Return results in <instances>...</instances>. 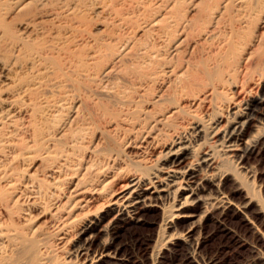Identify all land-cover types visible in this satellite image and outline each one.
<instances>
[{
  "label": "bare ground",
  "instance_id": "6f19581e",
  "mask_svg": "<svg viewBox=\"0 0 264 264\" xmlns=\"http://www.w3.org/2000/svg\"><path fill=\"white\" fill-rule=\"evenodd\" d=\"M190 2L0 0V264H49L47 244L23 227L32 210L48 211L57 240L67 246L65 264H136L119 238L149 224L150 213L157 229L142 250L150 251L151 264H218L202 251L214 235L205 231L209 222L234 247L254 254L243 264H264L260 245L226 224L236 217L264 243L254 220L264 222V203L251 190L264 151V33L252 35L257 20L264 24V0ZM94 6L92 14L117 18L108 20L116 31L99 41L105 57L97 97L111 107L100 108L110 130L84 147L92 127L82 102L69 110L68 96L83 89L98 51L90 50L88 61L74 58L72 40L57 27L67 34V22L81 21ZM119 6L130 12L117 17ZM130 16L142 20L144 38L134 42L120 34ZM193 28L203 44L215 45L176 69L169 62L187 34L173 38ZM251 73L258 76L254 86ZM162 76L171 77L163 93L150 109L140 108L144 87ZM207 103L218 110L197 120L196 109ZM107 132L120 134L121 147L99 149L112 141Z\"/></svg>",
  "mask_w": 264,
  "mask_h": 264
},
{
  "label": "rangeland",
  "instance_id": "374dc122",
  "mask_svg": "<svg viewBox=\"0 0 264 264\" xmlns=\"http://www.w3.org/2000/svg\"><path fill=\"white\" fill-rule=\"evenodd\" d=\"M191 3L192 4L194 3V5H195L198 3V0H191V2L188 5H191ZM87 4H89V3H87ZM97 5L100 6L102 4L97 3ZM151 8H152V6L148 10L149 13L152 10ZM87 9L88 10L85 9L86 12L84 10V12L82 14L83 18L81 21L75 22L74 20H72V21L70 20L69 22H67V24L69 23L68 29H70V31L67 34L63 33L65 30L60 28L59 25H58L57 29H60V30H58L59 33L61 32L64 36L68 35L67 37H68L69 41L72 40L70 46H72L71 48H73V49H71V51H73L72 55L74 56V58L80 59L83 61H88L89 60L88 57H89V54L91 52L90 50L98 51L96 53L95 58H93V59L90 58L92 60L88 61V63H89L88 64V72H87L88 75L84 79L83 89H82V87L80 88L82 90L78 89V91H77L78 96H77V94L73 93V91L71 92L72 95L70 94L68 96V100L71 99L70 96L72 97V99L70 101H68L69 110H72V107L74 105L76 106L77 104H79L76 102H78V101L82 102L81 114L83 115L85 120H87L91 124V127H92V129L90 130L91 133L87 134L88 137L85 138L86 139L85 140L86 146L84 145V147H87V146L92 147L91 145L95 141V138H97V137L102 138V136L106 134L107 129L109 128V130H110L109 123L105 122V117L102 115L103 112L100 111V108L102 109L103 105H107V107H108L109 104H107V102L105 100L100 101L97 97V91L101 88L99 83L102 82L99 75L101 73V68H102L103 63L102 64H99V63H101V60L105 57L102 55V53H103L102 49L103 48L100 47L102 45L99 43V41L102 37H104V35L111 34L112 32L116 31L115 26H113L111 23H109L108 20L111 17L110 18L111 20H109V21L112 22L114 20L112 18H115V20L117 18L115 15H112L108 19H106L103 14H98V15L92 14L93 13L92 11L95 10V6L92 7L91 9L90 8H87ZM115 9H117L116 12L121 11V13L119 12V14H116V15H118L117 17H119L120 14H123L125 7L119 6ZM128 9H126L124 11V13L128 12V11L130 12V9L129 10ZM184 9H186V11H188V6H187V8L185 7ZM158 14H159V12H157L155 15H158ZM132 19L129 20V22H128L129 24L127 23L128 26L126 24V28H125L126 30H123L120 34H126L129 37V41L134 42V39H137V38L142 39V38H144V35H142V33H141V30L143 27L140 24L141 23L140 21H142L140 16L139 17H133ZM255 21L256 20H254V23H255ZM257 22H258V20L254 24L255 25V26H253L254 28L252 27V30H253L252 35L253 36H257L258 34L260 35V33H262V32L264 33V24L260 25V21L258 23ZM109 24H110V26H109ZM138 24H139V26H137ZM49 25H50L49 23L45 24L46 27L47 26L49 27ZM74 27H76V28H74ZM78 27H79V29H78ZM196 29L198 30V27ZM191 30L189 31L188 29H186L183 32H181L180 34H176V36L173 38V41H175L180 36L187 34L186 41L183 42L179 47L181 52H179L176 55H173L172 56L173 58L171 57V59H170L171 61L169 62V65L175 66L176 69H178L179 67H182L185 63L186 64L191 63L193 59H194L193 61H195L197 59V57H200V55L202 57L204 52L208 48V46H212V45L214 46L215 45V43H213L214 40L205 41V44H203V41L200 40L199 37L193 36L196 33H198V31L197 30L194 31L195 28H193ZM108 31H110V32L108 33ZM70 32H71V34H70ZM61 33H60V35H62ZM73 34H74V37L72 36ZM126 35H124V36L126 37ZM71 38H73V39H71ZM97 39H99V40H97ZM131 39H133V40H131ZM72 42H74L73 45H72ZM94 42H95V44H94ZM97 42H98V44H97ZM208 42L210 44H208ZM94 46L96 49L94 48ZM166 51H167V54H169L171 49L167 48ZM100 52H102V53H100ZM177 62H178V64H177ZM174 63L177 65H175ZM92 76H94L93 80L90 79ZM255 76H256V73H251V83L253 86H254L255 82L258 81L256 79V78H258V76L257 77H255ZM240 77L242 78L243 76H242V74H239V73H238V76H237V74L235 76L237 81L238 80L240 81L243 79V78L239 79ZM161 78L162 79H158L155 82H151L144 87V91L141 92L143 94L140 97H138L141 100H143V102L139 103L140 108L142 107V109H146V108L150 109L151 100L156 95L163 93L162 90L165 89L164 85H166V83L170 81L171 77L169 76V78H168V76H162ZM245 78L247 79V76H245ZM248 79H249V77H248ZM133 83H136V82L133 81ZM140 83L143 86L145 85L142 82H139V84ZM252 85H251V87H252ZM79 91L81 92L80 94H79ZM74 94L76 96H74ZM137 95H138V92L136 94L135 93L132 94V97L135 98V97H137ZM175 98L177 99L178 97H175ZM178 101H179V103H181L180 101H182V100L178 99ZM184 101L182 103H186ZM101 102L103 104L100 105ZM94 103H96L99 106L95 105ZM209 106L210 105H208V103H207L206 105L204 104V106L198 108V110L196 109V114H194V115H196V119H197V117H200L197 120L200 119V121H201V119H202V121L203 120L205 121V119L209 118L214 111L218 110V108L213 109L212 105L210 107ZM108 108H111V107H108ZM192 108L194 109V107H192ZM193 109H192V111L195 113V109L194 110ZM188 110H189V108H188ZM210 111H211V113H210ZM222 112H225V111H223V109H222ZM198 115H200V116H198ZM113 134H114V132H107V135H113ZM119 135L120 134H115V135L109 137V139L112 140V141H110V144L106 143V141H104L105 143L104 142L102 144L100 143L98 145L99 149H102V151L106 152V151H108L107 148L109 146L115 145L116 146L115 148L121 147V145L123 144V140H119L120 139V138H118ZM87 142H89V145ZM93 146H94V144H93ZM129 150L131 151V149L127 148V149H125V151L123 150V152L126 153ZM37 157H36V159H39L41 161L40 156H37ZM97 157H99V156H97ZM256 162H258V163H256ZM256 162L254 163V168L257 172V178L255 179L254 183L251 184V190L254 191L258 200L260 202L264 203V151H263V153H261L260 157L256 160ZM125 164H128L126 159L122 160V162H120V165L123 166L124 168L127 167V166H125ZM42 165H43V163H42ZM42 165H40V166H42ZM40 169H41V167H40ZM40 169L38 168V170H37L38 173L36 172L37 175H39ZM14 210L12 209V211H14ZM39 211L41 212V210H38V211L32 210L30 212V218H28L29 220L24 223L23 227L25 229H28V228L35 229L34 234H35L36 238L39 237L38 238L39 240L37 239L38 242L41 239V241H40L41 243L39 242L40 246H43L42 245L43 243L47 244V245H44L43 247H44V249H45V247L47 248L45 250L47 252V255L49 254L48 255V261H50L49 264H51V263L52 264H55V263L56 264H60V263L65 264V262H63V261L65 259H67L66 258L67 257V255H66L67 254V251H66L67 246L64 245L63 246L64 248H62V243L60 244V240H57L58 235L55 231H53L54 229H53V226L51 225L52 223L50 222L48 211H46V212L44 211L45 213H42L43 211L40 213ZM0 212H2V214L5 215V212L3 211V208L1 206H0ZM3 219H6V216L3 217ZM20 220H21V218H20ZM148 220L150 223L145 225V226L132 227V228H129L127 230L122 231L120 238H119V241L121 243H123V244L128 243L127 244L128 247L126 248V249H128L127 252L129 254L132 253L131 254L132 257H134L135 260L137 259L136 264H139V262H140V264H151V260L149 257L150 251L146 255L144 253V251L142 250V248H143L142 243L144 242V240L150 239L151 237L153 238L155 236L156 229H157V224H155L157 222L156 221V215L154 213H150L148 215ZM254 220H255V224L258 226L260 232L264 234V222H262L261 217L259 219V217L255 216ZM6 222H7V219H6ZM226 224L228 227L233 229L235 232H237L240 236H242L246 240L248 239L251 242L254 241L255 243L259 244L261 247V250H263V252H264V243L260 240V238H259L260 236L254 234L256 236L255 237L253 235V233L251 232V230H249L248 227L246 225H244V223L241 222L238 218L230 217L227 219ZM49 225H51V226H49ZM47 231H50V232H47ZM205 231L208 233H211V232L214 233V235L211 237L210 240H208V242L204 245V247L202 249L204 257L206 259H208L212 256V257L216 258V260L219 261L218 264H241V263L243 264L246 261L247 262L252 261L254 254L251 251H248L249 249L234 247L231 243V240L228 237H226L220 233H216V231L214 230V225L212 223L209 222L207 224ZM50 235H51V237H50ZM53 236H55V237H53ZM43 239H44V242H43ZM60 245H61V247H60ZM130 245H132V246H130ZM150 245H152L154 247V244H150ZM53 249H56V250H53ZM60 249H63V251ZM133 250H135L136 253ZM222 250H225V251H222ZM133 254H135V255H133ZM49 257H50V260H49ZM53 261H56V262H53ZM254 264H259V263H254Z\"/></svg>",
  "mask_w": 264,
  "mask_h": 264
}]
</instances>
